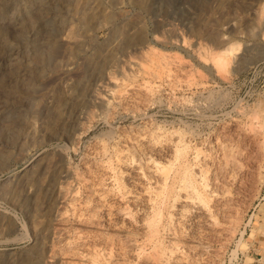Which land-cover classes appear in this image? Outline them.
Returning a JSON list of instances; mask_svg holds the SVG:
<instances>
[{"label": "rangeland", "instance_id": "1", "mask_svg": "<svg viewBox=\"0 0 264 264\" xmlns=\"http://www.w3.org/2000/svg\"><path fill=\"white\" fill-rule=\"evenodd\" d=\"M0 264H264V0H0Z\"/></svg>", "mask_w": 264, "mask_h": 264}]
</instances>
